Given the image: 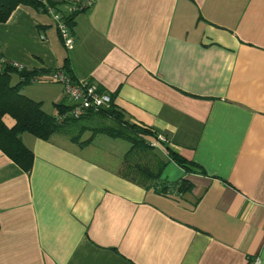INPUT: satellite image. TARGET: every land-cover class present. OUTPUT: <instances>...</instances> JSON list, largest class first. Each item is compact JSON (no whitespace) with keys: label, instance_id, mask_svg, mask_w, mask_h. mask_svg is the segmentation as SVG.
<instances>
[{"label":"crops","instance_id":"crops-1","mask_svg":"<svg viewBox=\"0 0 264 264\" xmlns=\"http://www.w3.org/2000/svg\"><path fill=\"white\" fill-rule=\"evenodd\" d=\"M70 30L67 48L24 5L0 23L3 58L40 73L21 94L71 111L62 71L166 143L141 135L153 148L128 162L115 118L89 112L47 141L24 133L29 172L0 148V264H264V0H93Z\"/></svg>","mask_w":264,"mask_h":264},{"label":"trees","instance_id":"trees-1","mask_svg":"<svg viewBox=\"0 0 264 264\" xmlns=\"http://www.w3.org/2000/svg\"><path fill=\"white\" fill-rule=\"evenodd\" d=\"M70 4V0H0V23H6L13 12L21 5L32 7L43 13H48L49 8L62 13L58 7L62 5L69 6ZM75 15L76 14H71L68 11L62 14L63 19L71 29L74 26ZM18 71L19 70L16 68L8 65L0 71V148L21 168L29 172L33 166L34 153L23 143L21 136L24 133H29L41 140L47 141L53 135L61 133L64 126L58 125L56 119L43 110L41 103H37L21 94L22 87L30 85L31 80L40 73L35 71ZM14 73H18L21 78L20 83L16 86L11 85V74ZM100 113L112 116L120 126L118 130L110 131L108 135L111 137L125 138L131 142L132 147L129 152H127L128 162L130 161V157L137 153V149H141V147L153 148L141 138V135L156 137V134H154L152 130L141 129L139 127L137 128L135 125H131L115 110L106 111L102 109L99 111H91L88 115ZM6 115L11 116L16 121L13 128L7 127L4 123L3 118ZM75 121H77V119H70L63 125L66 123L71 124ZM171 156L183 166L186 171L193 172L199 170V166L193 161L177 153H171ZM186 183V180L180 182L179 189L181 191L187 189ZM159 184L160 183H156L155 185L156 189L159 191L162 192L167 189V187ZM188 188H190V184Z\"/></svg>","mask_w":264,"mask_h":264},{"label":"built area","instance_id":"built-area-1","mask_svg":"<svg viewBox=\"0 0 264 264\" xmlns=\"http://www.w3.org/2000/svg\"><path fill=\"white\" fill-rule=\"evenodd\" d=\"M71 4L67 6V11L71 14L81 13L93 5V0H70ZM49 14H51L56 22L57 29L60 37L67 48L73 46L74 41L71 35V30L66 24L61 13L49 8ZM6 65L15 67L14 63L6 61L0 51V71H2ZM49 79L53 82H58L64 88L66 95L73 101V107L71 111L59 114L55 117L56 122L64 124L70 119H80L91 111H99L108 107L112 98L108 94L100 93L96 85L90 82H77L62 71H55L50 73ZM166 143V140L162 136H158L153 139L150 144L152 146H161ZM260 262L259 259L255 260V264Z\"/></svg>","mask_w":264,"mask_h":264},{"label":"rangeland","instance_id":"rangeland-1","mask_svg":"<svg viewBox=\"0 0 264 264\" xmlns=\"http://www.w3.org/2000/svg\"><path fill=\"white\" fill-rule=\"evenodd\" d=\"M82 119V118H81ZM86 123V121H82V122H80V123H78V125H84ZM87 124H89V125H91V126H93V125H96L97 124V121H90V122H88ZM97 137H99V135L97 136ZM96 137V138H97ZM95 138V139H96ZM122 144V147L119 145L118 146V153L119 152H122L123 153V155L130 149V147H131V143H127V142H125V143H121ZM136 154H134V156H135Z\"/></svg>","mask_w":264,"mask_h":264}]
</instances>
